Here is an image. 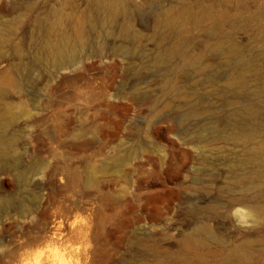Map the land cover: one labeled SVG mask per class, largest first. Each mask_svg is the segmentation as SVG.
<instances>
[{
  "label": "rangeland",
  "instance_id": "obj_1",
  "mask_svg": "<svg viewBox=\"0 0 264 264\" xmlns=\"http://www.w3.org/2000/svg\"><path fill=\"white\" fill-rule=\"evenodd\" d=\"M0 141V264H264V0H0Z\"/></svg>",
  "mask_w": 264,
  "mask_h": 264
},
{
  "label": "bare ground",
  "instance_id": "obj_2",
  "mask_svg": "<svg viewBox=\"0 0 264 264\" xmlns=\"http://www.w3.org/2000/svg\"><path fill=\"white\" fill-rule=\"evenodd\" d=\"M109 7L115 9V8H114V7H115L114 3H110V4H109ZM117 7H118V6H117ZM117 7H116V8H117ZM10 148H11V146H5V145L0 141V159H3V160H7V159H8ZM249 216L252 217V214L250 213ZM35 264H37V263H35Z\"/></svg>",
  "mask_w": 264,
  "mask_h": 264
}]
</instances>
